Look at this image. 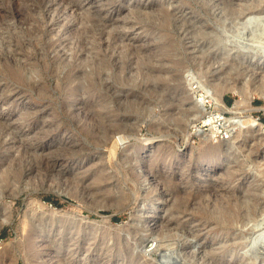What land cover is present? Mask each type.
I'll return each mask as SVG.
<instances>
[{"label":"rangeland","instance_id":"obj_1","mask_svg":"<svg viewBox=\"0 0 264 264\" xmlns=\"http://www.w3.org/2000/svg\"><path fill=\"white\" fill-rule=\"evenodd\" d=\"M263 125L264 0H0V264H264Z\"/></svg>","mask_w":264,"mask_h":264},{"label":"bare ground","instance_id":"obj_2","mask_svg":"<svg viewBox=\"0 0 264 264\" xmlns=\"http://www.w3.org/2000/svg\"><path fill=\"white\" fill-rule=\"evenodd\" d=\"M10 68V67H9ZM15 71H17V73L15 74V75H17L18 74V71L19 70H15ZM13 73V72H12ZM20 74V73H19ZM19 76V75H18ZM20 77H22L21 75H20ZM20 79H22V78H20ZM214 121H216V119H213V117H210L209 119H206L205 120V122H204V124H208V123H211V125H212V127L213 126H215V129H217V126H216V124L214 123ZM194 125H196V123L194 124ZM263 128H264V125H263ZM262 128V129H263ZM119 139H124V137L123 136H120L119 137ZM12 173V172H11ZM5 175V174H4ZM41 219V218H40ZM4 224V221L3 220H0V227L2 226ZM33 240V239H32ZM258 239L256 238V239H254V241H253V246L256 244V242H259V241H257ZM31 241V240H30ZM13 251V250H12ZM5 254H7V252H5L4 253V255ZM9 254H10V252H9ZM12 255V254H11ZM5 257V256H4Z\"/></svg>","mask_w":264,"mask_h":264},{"label":"water","instance_id":"obj_3","mask_svg":"<svg viewBox=\"0 0 264 264\" xmlns=\"http://www.w3.org/2000/svg\"><path fill=\"white\" fill-rule=\"evenodd\" d=\"M114 146H116V147L118 148V141H117V140L114 142L113 147H114Z\"/></svg>","mask_w":264,"mask_h":264},{"label":"built area","instance_id":"obj_4","mask_svg":"<svg viewBox=\"0 0 264 264\" xmlns=\"http://www.w3.org/2000/svg\"><path fill=\"white\" fill-rule=\"evenodd\" d=\"M227 136V135H226Z\"/></svg>","mask_w":264,"mask_h":264},{"label":"trees","instance_id":"obj_5","mask_svg":"<svg viewBox=\"0 0 264 264\" xmlns=\"http://www.w3.org/2000/svg\"><path fill=\"white\" fill-rule=\"evenodd\" d=\"M51 199V198H50Z\"/></svg>","mask_w":264,"mask_h":264}]
</instances>
